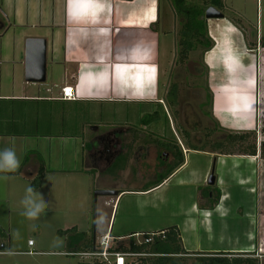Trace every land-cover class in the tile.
I'll list each match as a JSON object with an SVG mask.
<instances>
[{"label":"crops","instance_id":"obj_1","mask_svg":"<svg viewBox=\"0 0 264 264\" xmlns=\"http://www.w3.org/2000/svg\"><path fill=\"white\" fill-rule=\"evenodd\" d=\"M166 29L157 0H0V149L12 148L20 161L16 172L0 174L14 184L30 185L41 165L53 182L50 209L76 220L89 218L92 191H117L116 197L96 198L91 249L106 234L119 245L124 239L135 241L130 237L136 234L176 228L187 253L251 254L260 229L256 194L250 204L254 216L245 211L242 217L235 210L247 204L237 197V189L252 196L259 183L264 166L258 154L215 157L181 146L182 164L155 187L165 172L143 179L141 175L147 174L141 171L140 149H134L130 169L125 166V151L116 146L125 134L134 136L133 125L142 117L159 118V107L166 120L169 117L164 72L175 40L167 46V34H172ZM28 38L46 42L43 83L24 80ZM254 76L238 91L214 92L217 115L248 118L255 113ZM64 87L72 88L75 100H60ZM221 104L226 107L219 110ZM246 106L247 114L231 111ZM210 177L212 186L207 185ZM42 186L41 181L36 191ZM161 192L164 197L149 203L144 215L130 212L137 198ZM183 193L187 207L180 206ZM174 204L179 208L176 213ZM156 207L171 212L158 215ZM72 228L84 239L73 238L71 247H85L89 235L77 223Z\"/></svg>","mask_w":264,"mask_h":264},{"label":"rangeland","instance_id":"obj_2","mask_svg":"<svg viewBox=\"0 0 264 264\" xmlns=\"http://www.w3.org/2000/svg\"><path fill=\"white\" fill-rule=\"evenodd\" d=\"M157 1L160 4L162 21L166 24V31L172 34V36L167 34V46H171L172 38L175 40L173 51H170L171 59L167 60L164 72L168 81L164 97L167 95L168 87L176 85L177 105L172 114L166 107L169 111L167 120L159 107V118L152 120L151 116L142 117L133 125L134 127L132 126L135 131L134 136L125 134L121 138L122 146H124L122 150L126 153L125 166L133 168L130 161L134 149L139 148L138 150L142 153L139 159L142 165L141 171L147 174L141 175L143 179L148 175L153 176L158 171L166 172L172 163L168 153L160 150L146 138V135L151 136V139L157 138L158 136L154 135L155 132L163 135L164 138H159V140L166 141L172 146L177 144L180 150L181 146L186 147L187 143L202 147L208 142L207 146H209L211 142L223 140L227 135L244 134L247 139L242 145L247 147L253 144L258 151L260 143L264 142V0H223L220 11L223 18L208 21L204 19L206 36L211 47L208 49L198 47L195 51L189 52L183 62L179 60L177 47L181 20L174 14L170 0ZM255 67L256 76H254ZM250 74L255 77L254 80L258 86L255 113L248 118L244 115H235V113L229 115L222 112L217 115L214 110V92L238 91L243 88L241 84L248 80ZM247 92L253 93L246 91L247 95ZM225 107L226 104H221L219 110ZM231 111L247 114L250 112V106L233 108ZM150 122H152L151 125ZM148 130H154V132L150 134ZM133 139L135 146H133ZM237 147L234 145L229 150L234 151ZM213 155L225 157L219 154ZM262 161L260 164L263 167L264 160ZM50 177L49 174H45L41 180L43 186L38 190L47 200L44 210L35 219H27L22 215L23 207L20 201L29 183L21 181V183L14 184L15 182L12 183V180L0 174V264H91L89 260L80 255H67L80 254L84 251L83 248L71 247L73 233L68 230L75 223L79 224V229L89 235L90 242L96 226V201L94 206L92 197L91 213L86 220L82 217L76 220L74 216L54 212V209H50L53 204H49L52 202L50 198H52L53 191L51 187L53 182ZM19 184L24 185V188ZM256 186L252 196L244 195L241 189H237V197H242L247 204L239 205L240 210L237 208L235 211L242 212V217L245 211H248L249 216H254L250 204L254 203L256 194V216L260 221L257 222L260 229L259 231L257 229L258 233L255 236L257 246L253 253L247 255H252L261 263L264 259V170ZM91 194L93 196L94 191ZM165 195L172 196V193L165 192ZM180 196L182 197L180 206L187 207L185 193ZM162 197H164V192L144 199L137 198L134 202L136 206L130 212L133 215H144L150 210L147 208L149 203ZM177 207L178 205L174 204L175 213L179 211ZM156 208L159 209V207ZM152 211L156 212L151 209ZM169 211L159 209L156 213L165 215L171 212ZM130 212L131 217L133 215ZM128 241L124 239L121 245L125 246ZM191 260L187 264H193Z\"/></svg>","mask_w":264,"mask_h":264},{"label":"trees","instance_id":"obj_3","mask_svg":"<svg viewBox=\"0 0 264 264\" xmlns=\"http://www.w3.org/2000/svg\"><path fill=\"white\" fill-rule=\"evenodd\" d=\"M222 3L223 0H170L174 14L181 20L177 40L179 60L181 62L186 59L189 52L195 51L198 47H203L205 49L211 47L206 36L204 12L209 7H212L220 12L223 6ZM166 102L170 111L174 112V108H176L177 105L176 85L173 84L168 89ZM246 139L247 136L244 134L227 135L223 140L211 142L209 146H207V142L206 145L204 144L202 147H197L187 143V140V144H185V146L191 151L206 152L224 156L242 155L254 157L258 152L260 158L264 160V142L260 143L258 151H256V147L253 144L247 147L242 145ZM148 141L156 145L160 150L169 152L172 155L173 160L171 166L166 170V172L162 176L158 177L155 185L156 187L159 186L168 175H170L182 164L183 158L177 144L172 146L169 143H166V141L151 138L148 139ZM234 145L238 146L237 149L230 151L229 148H232ZM43 176L44 171L40 165L35 179L30 184L34 190H37L40 187ZM211 188L207 187L209 191H211ZM218 196L219 195L217 193L215 201L218 200ZM69 231L70 233H73L74 240L76 239V241H81L84 239V235L77 233L73 228L68 230V232ZM164 232L165 238L163 240L157 239L150 245L141 244L137 246L134 245V241L130 239L125 246L119 244L118 251H130L133 253L150 255L135 259L134 264H187L190 259H192L191 261H193V264H264V259L260 263L259 260L254 258L252 255L187 253L182 248L179 233L176 228H169ZM83 249L84 251L80 253L91 251L90 242L87 243ZM92 264H97V262H93Z\"/></svg>","mask_w":264,"mask_h":264},{"label":"built area","instance_id":"obj_4","mask_svg":"<svg viewBox=\"0 0 264 264\" xmlns=\"http://www.w3.org/2000/svg\"><path fill=\"white\" fill-rule=\"evenodd\" d=\"M60 100L72 101L75 100V96L72 88L64 87L61 89ZM130 238H135L134 245H150L154 240H163L165 238V232H154L147 234H136ZM136 238L138 240H136ZM121 241V240H120ZM119 240L111 239L107 234L98 239L97 243L93 245V248L89 252L80 254H67L68 256H77L86 258L91 262H97V264H134L135 259L150 256L148 254H138L130 251H118L119 245L116 244ZM30 245V243H28ZM31 255V253H28Z\"/></svg>","mask_w":264,"mask_h":264},{"label":"water","instance_id":"obj_5","mask_svg":"<svg viewBox=\"0 0 264 264\" xmlns=\"http://www.w3.org/2000/svg\"><path fill=\"white\" fill-rule=\"evenodd\" d=\"M223 15L212 7H209L204 12V19L217 20L222 19ZM45 53L46 42L43 39L28 38L25 40L24 52V80L27 83H43L45 80ZM214 184L213 177L208 179L207 185ZM100 197H116L117 191L96 190L93 194L94 203L96 198Z\"/></svg>","mask_w":264,"mask_h":264},{"label":"clouds","instance_id":"obj_6","mask_svg":"<svg viewBox=\"0 0 264 264\" xmlns=\"http://www.w3.org/2000/svg\"><path fill=\"white\" fill-rule=\"evenodd\" d=\"M19 167L20 161L12 148L0 149V173H14ZM20 203L23 207L22 215L27 219H35L44 210L47 200L29 185L25 188Z\"/></svg>","mask_w":264,"mask_h":264},{"label":"flooded vegetation","instance_id":"obj_7","mask_svg":"<svg viewBox=\"0 0 264 264\" xmlns=\"http://www.w3.org/2000/svg\"><path fill=\"white\" fill-rule=\"evenodd\" d=\"M116 142H117L116 146L118 147V151H121L123 149V147H124V146H122L123 145L122 141L117 140ZM168 156H171V158H172V155L170 153H168Z\"/></svg>","mask_w":264,"mask_h":264}]
</instances>
